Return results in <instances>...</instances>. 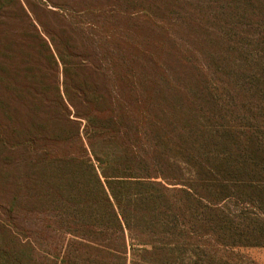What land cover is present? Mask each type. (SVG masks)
<instances>
[{
	"label": "trees",
	"instance_id": "1",
	"mask_svg": "<svg viewBox=\"0 0 264 264\" xmlns=\"http://www.w3.org/2000/svg\"><path fill=\"white\" fill-rule=\"evenodd\" d=\"M79 2L0 0V264L264 248V0Z\"/></svg>",
	"mask_w": 264,
	"mask_h": 264
},
{
	"label": "rangeland",
	"instance_id": "2",
	"mask_svg": "<svg viewBox=\"0 0 264 264\" xmlns=\"http://www.w3.org/2000/svg\"><path fill=\"white\" fill-rule=\"evenodd\" d=\"M58 1L62 4L72 5L78 9V6H83V2H79L78 0H53ZM86 3H89V0H85ZM139 1V0H137ZM96 2L93 4L95 6ZM135 9V7H130L129 9ZM47 21V20H45ZM44 24L49 25V22H44ZM235 254H240L243 257V260L239 262V264H264V248H241L234 250Z\"/></svg>",
	"mask_w": 264,
	"mask_h": 264
}]
</instances>
